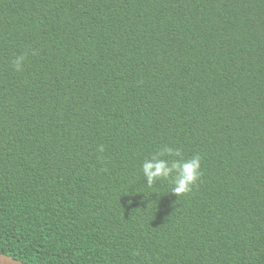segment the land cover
Masks as SVG:
<instances>
[{"label": "trees", "instance_id": "obj_1", "mask_svg": "<svg viewBox=\"0 0 264 264\" xmlns=\"http://www.w3.org/2000/svg\"><path fill=\"white\" fill-rule=\"evenodd\" d=\"M162 145L190 192L145 185ZM0 253L264 264V0H0Z\"/></svg>", "mask_w": 264, "mask_h": 264}, {"label": "clouds", "instance_id": "obj_2", "mask_svg": "<svg viewBox=\"0 0 264 264\" xmlns=\"http://www.w3.org/2000/svg\"><path fill=\"white\" fill-rule=\"evenodd\" d=\"M25 59L24 55L13 58L11 62L13 70L22 71ZM100 151H103V147ZM201 162L202 157L199 153L186 158L180 148L162 145L141 161L140 172L148 188L167 181L170 184L168 192L179 197L190 192L201 178Z\"/></svg>", "mask_w": 264, "mask_h": 264}, {"label": "water", "instance_id": "obj_3", "mask_svg": "<svg viewBox=\"0 0 264 264\" xmlns=\"http://www.w3.org/2000/svg\"><path fill=\"white\" fill-rule=\"evenodd\" d=\"M0 264H28V263H25L19 259H15L4 253H0Z\"/></svg>", "mask_w": 264, "mask_h": 264}]
</instances>
